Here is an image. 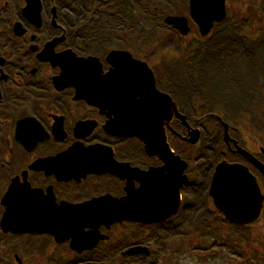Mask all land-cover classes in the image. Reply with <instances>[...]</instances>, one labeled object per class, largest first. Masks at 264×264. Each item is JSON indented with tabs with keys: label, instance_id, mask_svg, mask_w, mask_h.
<instances>
[{
	"label": "flooded vegetation",
	"instance_id": "af4514ba",
	"mask_svg": "<svg viewBox=\"0 0 264 264\" xmlns=\"http://www.w3.org/2000/svg\"><path fill=\"white\" fill-rule=\"evenodd\" d=\"M85 1L87 8L83 0H0V264H169L175 254L181 259L187 249L184 245L179 249L173 236L182 237L184 243L196 228V223L189 224L196 209L208 215L197 233L217 236L209 250L201 251L206 245L200 249L205 260L217 262L226 249L238 258L234 264H264V249L260 252L251 242L257 234L264 247V203L259 217L243 225L225 220L208 193L215 166L225 159L245 164L264 194V173L235 152L234 143L264 164V141L257 142L252 135L251 142L244 136L243 116L232 118L238 123L233 126L220 113L189 115L188 86L182 93L175 88L177 81L188 78L183 61L195 43L207 50L222 35L232 38L237 28L244 29L250 39L264 35V0H224V18L213 17L204 34L191 16L190 0H145L143 6L138 0L129 5L133 9L146 6L154 12L152 24L160 18V24L175 31L177 38L190 37L194 42L171 55L126 49L148 64L157 89L176 103L190 129L200 130L199 140L192 144L182 139L189 131L182 118L173 113L165 126L168 149L180 159L176 212L173 191L167 186L172 183L174 161L168 163V155L160 151H147L137 136L110 132L107 124L114 115L102 108L109 101L92 99L94 77L82 78L87 82L86 93L73 80L75 73L103 75L114 70L109 52L125 49L121 48V0ZM114 6L118 18L93 17L97 10L107 15ZM169 15L187 18V34L165 22ZM254 17L261 20L255 22ZM192 80L195 85L196 78ZM198 88L204 89V84ZM199 105L201 101H195L193 106ZM205 119L222 127L220 139H209L216 142L214 146H199L205 129L206 136L211 135ZM223 122L232 139L228 143ZM134 169L152 171V180ZM147 186L152 187L149 193ZM133 195L139 201L150 197L146 204L152 210H144L143 220L151 222L115 215L121 200H127L132 209ZM222 229L230 232L222 234ZM234 232L247 235L246 252L227 243L226 237Z\"/></svg>",
	"mask_w": 264,
	"mask_h": 264
},
{
	"label": "water",
	"instance_id": "95a60500",
	"mask_svg": "<svg viewBox=\"0 0 264 264\" xmlns=\"http://www.w3.org/2000/svg\"><path fill=\"white\" fill-rule=\"evenodd\" d=\"M209 6H213L214 9ZM190 7L191 16L198 23L203 34L210 30L213 17L215 20H221L225 16L224 0H190ZM211 12V19L208 21L207 15ZM165 22L172 25L181 34H187L189 31L186 17L169 15L165 18ZM91 59L96 60V58ZM108 59L114 65V70L103 75L98 72V74L95 72L94 75L75 73L73 80L78 89L86 93L87 82L82 78L94 77L92 99L102 102L109 101L104 102L102 108H108L114 115V120L107 124V129L110 132L123 137L137 136L144 142L147 151H160L168 155V163L174 161L173 175L169 178L172 183L169 185L168 181L167 186L170 193L173 191L175 206L173 212H176L179 186L182 181L181 172L176 169L177 161L180 159L168 149L165 126H168L173 113L182 118V122L188 126L189 130L187 136L182 139L192 144L199 140L200 130L197 126L190 129L189 124L185 121V116L178 113L176 103L167 93L157 89L154 73L145 61L134 58L128 50L124 49L121 51L111 50ZM90 60L81 59L80 61L88 62ZM79 66L84 67L86 64ZM80 77L81 79H79ZM223 127L224 140L228 143V140H232L228 134V124L223 122ZM234 143L235 152L264 173V164L250 152L240 148L235 141ZM168 166L170 167V165ZM184 166L185 164H183ZM134 170L139 176H148L151 180L153 178L152 171ZM178 179L180 181L176 183ZM183 181H186L185 177ZM147 188L149 193L152 187L147 186ZM208 193L215 208L222 212L225 220L243 225L249 224L259 217L264 203V194L249 168L243 163L229 162L225 159L215 166ZM131 198L132 209H128L129 202L127 200H121V210H116L115 215L121 219L126 217L151 222L152 220H143L145 211L151 209V205L146 204L150 197L142 200L140 198L141 201L134 195ZM116 218L111 220L114 221ZM67 226L69 225L65 224L64 228L68 229Z\"/></svg>",
	"mask_w": 264,
	"mask_h": 264
},
{
	"label": "trees",
	"instance_id": "16d2710c",
	"mask_svg": "<svg viewBox=\"0 0 264 264\" xmlns=\"http://www.w3.org/2000/svg\"><path fill=\"white\" fill-rule=\"evenodd\" d=\"M135 2H138V0H121V29L123 26L130 25L131 20L134 21V18H137L136 14L134 15L130 10H127L128 5L135 4ZM83 6L84 8L88 7L85 0H83ZM113 11L109 9V13L106 15L104 10H100L99 12L97 10L93 17L99 20L106 19L107 16L109 19L113 17L118 18V10ZM140 13L142 12L140 11ZM160 23L161 20L158 18L155 21V26ZM149 34L150 36L148 37L146 35L143 36V34V37L137 45L133 43V40L124 39L126 41L122 47L125 49L130 48L129 50H131L132 46L135 45L139 51L145 48V51H147V49H150V45H152L154 39V33ZM176 36L178 34L175 31H170L168 37L161 40L160 46L167 48L172 44L179 46V38ZM226 36L222 35L218 40L212 41L209 44L210 48L207 50H202L198 43L190 46L189 53L191 57L189 56L188 59L183 61L185 63L184 67H187L189 70L187 72L188 78L181 82L177 81L175 88H181L182 90L180 89V92L182 93L188 86V107H186L190 109L188 112L191 116L197 117L206 112L220 113L229 125L236 126L238 123L231 120L232 118L238 119L240 116L244 117L245 115H249L256 121V126L260 127L262 125L260 119L255 114L256 109L252 100L255 96L264 97V35L257 39H250L244 34V29L237 28L232 38L227 39L225 38ZM160 46L159 49L161 48ZM152 52L156 51L152 50ZM238 58L243 61V66L235 64V60ZM172 65L171 67H174V64ZM178 68H182V66H178ZM213 70L215 71L211 72ZM215 72H217L216 75ZM198 77L204 78L197 80ZM192 78H196L195 85H193L194 81ZM200 84H204V89L201 90L198 88ZM169 89V92H174L173 89ZM195 101L197 103L201 101V106H193L195 105ZM203 122L213 126V131L222 132V127L218 122L211 121L210 119H205ZM205 131L208 130L205 129ZM203 136V140L199 145L200 147L216 145V142L212 140L209 141L212 145H208V141L205 144L206 136L204 138ZM204 217H208L204 210L198 211L196 209L190 214L189 224L196 223V228L193 231L191 230L190 233L199 234L197 233L200 231L198 225L202 223L201 221ZM200 235L204 241L209 236L217 238L216 235L205 233H201ZM226 239L229 245H236L238 249L244 243H247V235L245 233L234 232L232 236L229 235Z\"/></svg>",
	"mask_w": 264,
	"mask_h": 264
},
{
	"label": "rangeland",
	"instance_id": "374dc122",
	"mask_svg": "<svg viewBox=\"0 0 264 264\" xmlns=\"http://www.w3.org/2000/svg\"><path fill=\"white\" fill-rule=\"evenodd\" d=\"M144 1L145 0H142V6L145 5ZM129 5H131V4H129ZM129 5L127 7V10H130L132 12V14L134 13V15L136 14L137 18H134V21L131 20L130 25L123 26V28L121 29V48H123L122 45L124 44V42L126 40H133V43H135L137 45L143 36H145V35H146V37L150 36L149 33H152V34L154 33L153 43H152V45H150L151 47H150L149 51L153 50V51H156L158 53L161 52V53H166V54L171 55L175 51L184 50L183 45L185 43H188L189 45H192L194 43V42H192L193 39L188 37V39H186V40L185 39H179V46H174L173 44L171 46H169L168 48L160 46L161 40L168 37L170 30L164 28L161 24L155 26V24H152V22H150V18L154 14L153 10L146 8V6L142 7L141 4H139L137 9H133V8L129 7ZM116 10H118L117 6L115 7L114 11H116ZM140 11L142 13H140ZM258 20H261V19H256V17H254L255 22H257ZM149 22H150V24H149ZM124 39H126V40H124ZM159 46L161 47L160 49H159ZM176 48H178V50ZM128 49H130V48H128ZM131 50H134L138 53L139 52H142V53L146 52L145 51L146 49L139 51L135 45L132 46ZM161 57H163V54L158 55V57H155V59L157 60V58H158V60H159V59H161ZM235 64L238 66H243V61L238 58L235 60ZM253 104H254V107L256 109L255 114L260 119L261 125L263 127L261 129H259V127L256 126V121L253 119H250L251 116L245 115L243 117V121L240 124V125H242L241 129H242L243 134H245L244 136L249 141L254 142V141H252L253 139L250 137L253 135L254 136L253 138H255L257 140V142H263L264 141V101H263L262 96H257L256 100L253 101ZM209 127L211 129L210 130V132H211L210 138L208 136H206L208 132L205 131V133L203 134L204 136H206L205 137V144L207 143V141L209 142V139H215L216 136L219 137V139H220V137L222 136L221 131L216 132V131H213V129H214L213 126L209 125ZM228 232H230V231L222 229V234H227ZM260 232H261V229L259 227V233ZM256 236H258V235L255 234V237L252 238L251 242L254 243L253 244L254 248H257L258 250H260V252H262L264 247L261 246V241L258 240V238ZM181 238L182 237L173 236L174 242L176 244L180 245L179 249H181V245H184L183 247H186L187 249H185L181 252L183 255L181 259H176L177 254H175V257L169 260V264H234V263L238 262V258H235V259L232 258L233 253H230L226 249L223 250L222 259L217 260V262L213 261V259L205 260L204 257L202 256L203 252H201V251H203L204 249L209 250L210 245L212 244V240H213V238L211 236H209V238L206 241H204L203 237L200 234L189 233L188 237H187L188 239L185 238L184 243L181 241ZM204 242H206V243L204 244ZM203 245H206V246H205V248L203 247V249L200 251V249L202 248ZM247 249H249V245L243 244L242 245L243 252H246ZM176 260H179V261H176Z\"/></svg>",
	"mask_w": 264,
	"mask_h": 264
}]
</instances>
